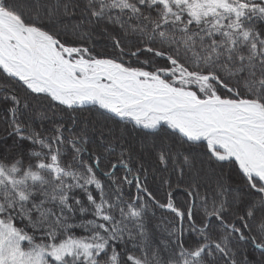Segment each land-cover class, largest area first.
<instances>
[{"label":"snow or ice","instance_id":"1","mask_svg":"<svg viewBox=\"0 0 264 264\" xmlns=\"http://www.w3.org/2000/svg\"><path fill=\"white\" fill-rule=\"evenodd\" d=\"M0 264H264V0H0Z\"/></svg>","mask_w":264,"mask_h":264}]
</instances>
